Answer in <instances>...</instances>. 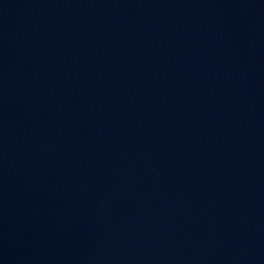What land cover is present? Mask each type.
I'll return each mask as SVG.
<instances>
[{"label":"water","instance_id":"95a60500","mask_svg":"<svg viewBox=\"0 0 264 264\" xmlns=\"http://www.w3.org/2000/svg\"><path fill=\"white\" fill-rule=\"evenodd\" d=\"M0 264H264V0H0Z\"/></svg>","mask_w":264,"mask_h":264}]
</instances>
